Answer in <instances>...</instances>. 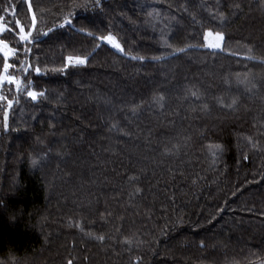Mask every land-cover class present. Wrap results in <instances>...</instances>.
Wrapping results in <instances>:
<instances>
[{"label":"trees","instance_id":"16d2710c","mask_svg":"<svg viewBox=\"0 0 264 264\" xmlns=\"http://www.w3.org/2000/svg\"><path fill=\"white\" fill-rule=\"evenodd\" d=\"M0 25V264H264V0H0Z\"/></svg>","mask_w":264,"mask_h":264},{"label":"snow or ice","instance_id":"6c2138e0","mask_svg":"<svg viewBox=\"0 0 264 264\" xmlns=\"http://www.w3.org/2000/svg\"><path fill=\"white\" fill-rule=\"evenodd\" d=\"M29 11L31 12V6H29ZM72 21L68 18H65L64 23L60 24V27H64L67 24H70ZM36 26V17L33 15L32 17V27L30 29H28L27 31L25 30V28L23 26H21L20 22L17 21V28L19 29V37L18 39L23 42V43H31L32 42V30L35 29ZM5 30L3 25H0V33H2ZM49 32L52 31V29L50 28L48 30ZM44 35H47L48 33L45 32L43 33ZM212 35L211 33H206L205 36L207 38V36ZM216 38L217 40H222L223 36L220 33L216 34ZM99 39L105 40L107 41L109 44H111L113 47L120 49V45L118 43H116V41L114 40V38L112 36H107V37H100ZM214 46H219V45H214ZM122 51V49H120ZM182 51V49H181ZM16 50L12 49L9 47V45L6 43V41H4L3 39H0V56L3 57V65H2V69H0V86H2L5 82L9 85H13L16 87L17 90H19L20 88V84L21 81H18L14 76L9 75V69L11 67H13L10 63H9V59L15 55ZM70 60L72 58H69ZM75 62L77 64H84L86 61L82 58H75ZM39 71V69H37V72ZM28 96L31 97L33 100H35L37 98V93L33 92V91H29ZM42 95V94H41ZM193 95L195 96L196 93L193 92ZM0 99H3V97H0ZM160 100L163 99V97L159 98ZM9 106H11V102H9ZM7 127V124L5 123V128ZM219 147V146H216ZM33 165L35 166L37 164L36 160L32 161ZM77 227H79V225L77 224ZM91 235V234H89ZM98 239L103 240V236L98 237ZM127 242V241H125ZM69 264H71V262H69Z\"/></svg>","mask_w":264,"mask_h":264},{"label":"rangeland","instance_id":"374dc122","mask_svg":"<svg viewBox=\"0 0 264 264\" xmlns=\"http://www.w3.org/2000/svg\"><path fill=\"white\" fill-rule=\"evenodd\" d=\"M206 33H211V32H206ZM205 33V34H206ZM1 34V33H0ZM212 35H209L204 37V42H205V46L206 48L210 49V50H219L222 44V40H217L216 38V34L211 33ZM105 44H107L110 48H112L113 50L119 52V49L113 47L111 44H109L107 41H103ZM214 45H219V46H214ZM69 63L74 64V65H79L75 62V60H69ZM6 83V82H5ZM4 83V84H5ZM3 86V85H2ZM2 86H0V95H1V90H2Z\"/></svg>","mask_w":264,"mask_h":264}]
</instances>
